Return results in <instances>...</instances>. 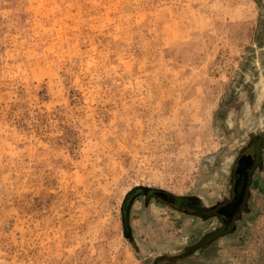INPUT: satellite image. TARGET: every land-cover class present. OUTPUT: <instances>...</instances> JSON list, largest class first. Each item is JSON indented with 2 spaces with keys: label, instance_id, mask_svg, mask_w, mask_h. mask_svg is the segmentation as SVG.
Returning <instances> with one entry per match:
<instances>
[{
  "label": "rangeland",
  "instance_id": "obj_1",
  "mask_svg": "<svg viewBox=\"0 0 264 264\" xmlns=\"http://www.w3.org/2000/svg\"><path fill=\"white\" fill-rule=\"evenodd\" d=\"M261 130L264 0H0V264H264V183L204 256L129 195L213 204Z\"/></svg>",
  "mask_w": 264,
  "mask_h": 264
},
{
  "label": "flooded vegetation",
  "instance_id": "obj_2",
  "mask_svg": "<svg viewBox=\"0 0 264 264\" xmlns=\"http://www.w3.org/2000/svg\"><path fill=\"white\" fill-rule=\"evenodd\" d=\"M263 163L264 130H261L238 149L229 172L226 193L213 204H206L198 197L176 196L156 189L137 188L129 195L140 192L143 196L162 200L170 209L183 215L214 221L215 227L201 231L194 242L195 250L204 256L212 243L230 237L237 227L243 226L244 215L249 212V192L260 190V184L264 183ZM191 247L192 244L186 245L183 251L174 253L175 259L193 254Z\"/></svg>",
  "mask_w": 264,
  "mask_h": 264
}]
</instances>
